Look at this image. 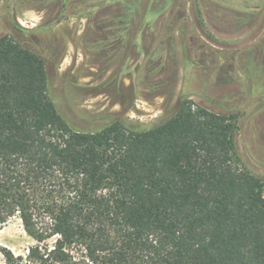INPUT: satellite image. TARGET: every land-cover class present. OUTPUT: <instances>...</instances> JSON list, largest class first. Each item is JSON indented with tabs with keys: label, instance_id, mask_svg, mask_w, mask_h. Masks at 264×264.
<instances>
[{
	"label": "trees",
	"instance_id": "trees-1",
	"mask_svg": "<svg viewBox=\"0 0 264 264\" xmlns=\"http://www.w3.org/2000/svg\"><path fill=\"white\" fill-rule=\"evenodd\" d=\"M52 67L0 36V225L19 216L36 243L0 246L6 264H264V178L238 113L184 98L152 126L119 115L82 131Z\"/></svg>",
	"mask_w": 264,
	"mask_h": 264
},
{
	"label": "rangeland",
	"instance_id": "rangeland-1",
	"mask_svg": "<svg viewBox=\"0 0 264 264\" xmlns=\"http://www.w3.org/2000/svg\"><path fill=\"white\" fill-rule=\"evenodd\" d=\"M262 12L264 0H0V36L53 62L56 102L77 129L119 115L152 126L189 98L239 114L240 151L264 178ZM35 244L19 216L0 225L1 247Z\"/></svg>",
	"mask_w": 264,
	"mask_h": 264
},
{
	"label": "flooded vegetation",
	"instance_id": "flooded-vegetation-1",
	"mask_svg": "<svg viewBox=\"0 0 264 264\" xmlns=\"http://www.w3.org/2000/svg\"><path fill=\"white\" fill-rule=\"evenodd\" d=\"M262 14H263V16H264V12H262ZM237 18H240L239 16H237ZM258 17H256V19H257ZM207 22V20H205V23ZM253 23L255 24H258L259 22H258V20H253Z\"/></svg>",
	"mask_w": 264,
	"mask_h": 264
}]
</instances>
